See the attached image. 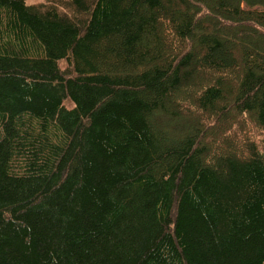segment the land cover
<instances>
[{
    "label": "trees",
    "instance_id": "16d2710c",
    "mask_svg": "<svg viewBox=\"0 0 264 264\" xmlns=\"http://www.w3.org/2000/svg\"><path fill=\"white\" fill-rule=\"evenodd\" d=\"M0 264H264V0H0Z\"/></svg>",
    "mask_w": 264,
    "mask_h": 264
},
{
    "label": "rangeland",
    "instance_id": "374dc122",
    "mask_svg": "<svg viewBox=\"0 0 264 264\" xmlns=\"http://www.w3.org/2000/svg\"><path fill=\"white\" fill-rule=\"evenodd\" d=\"M28 2L39 4V3H45L46 0H28ZM62 66H63L62 68H65V67H67V64H65V63L63 62V63H62Z\"/></svg>",
    "mask_w": 264,
    "mask_h": 264
}]
</instances>
